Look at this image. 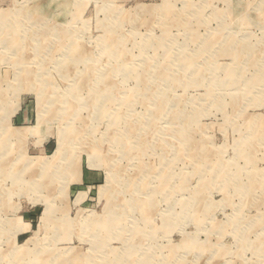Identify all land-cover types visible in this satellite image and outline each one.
Listing matches in <instances>:
<instances>
[{"label":"rangeland","instance_id":"rangeland-1","mask_svg":"<svg viewBox=\"0 0 264 264\" xmlns=\"http://www.w3.org/2000/svg\"><path fill=\"white\" fill-rule=\"evenodd\" d=\"M0 264H264V0H0Z\"/></svg>","mask_w":264,"mask_h":264},{"label":"bare ground","instance_id":"bare-ground-1","mask_svg":"<svg viewBox=\"0 0 264 264\" xmlns=\"http://www.w3.org/2000/svg\"><path fill=\"white\" fill-rule=\"evenodd\" d=\"M45 110H46V109H45ZM66 151H67V150H66ZM110 187H112V186H110ZM105 191H106V194H107L108 192H110L109 194H111V193H112V192H111V191H112V189H111V188H106V190H104V192H105ZM109 194H108V195H109Z\"/></svg>","mask_w":264,"mask_h":264}]
</instances>
